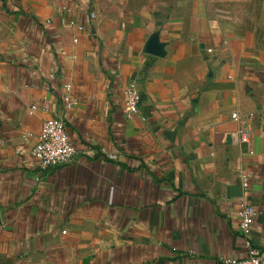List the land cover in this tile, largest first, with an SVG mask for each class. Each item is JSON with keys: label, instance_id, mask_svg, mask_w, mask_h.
<instances>
[{"label": "crops", "instance_id": "1", "mask_svg": "<svg viewBox=\"0 0 264 264\" xmlns=\"http://www.w3.org/2000/svg\"><path fill=\"white\" fill-rule=\"evenodd\" d=\"M48 118L75 155L42 169ZM240 197L264 255V0H0V264L243 258Z\"/></svg>", "mask_w": 264, "mask_h": 264}, {"label": "built area", "instance_id": "2", "mask_svg": "<svg viewBox=\"0 0 264 264\" xmlns=\"http://www.w3.org/2000/svg\"><path fill=\"white\" fill-rule=\"evenodd\" d=\"M70 27L77 32L84 30L82 23L71 18L68 20ZM74 42H77V37H74ZM65 93L63 101L66 108L72 105V99L69 95L71 84L64 85ZM140 104V93L134 83L127 86L123 93L122 111L125 118L130 119L138 114ZM34 109L35 107L32 106ZM233 119H238L237 113H232ZM245 121H241L240 139L242 142L249 141V133L246 128ZM30 154L42 169L57 167L64 165L72 160L75 155V148L71 144L66 124L59 118H48L42 122L36 142L32 147ZM243 185H246L247 177H242ZM257 215V211L243 197L239 198V208L237 209L238 230L246 238L249 246L247 256L243 258H224L220 264H264V255L256 248L251 247L249 236L251 232V223Z\"/></svg>", "mask_w": 264, "mask_h": 264}, {"label": "water", "instance_id": "3", "mask_svg": "<svg viewBox=\"0 0 264 264\" xmlns=\"http://www.w3.org/2000/svg\"><path fill=\"white\" fill-rule=\"evenodd\" d=\"M147 51L150 54H160L161 53V49H160V44L158 43L157 37L154 36L152 37L147 44Z\"/></svg>", "mask_w": 264, "mask_h": 264}]
</instances>
